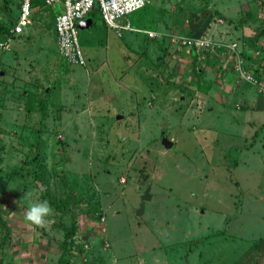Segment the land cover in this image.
Wrapping results in <instances>:
<instances>
[{
    "label": "rangeland",
    "instance_id": "rangeland-1",
    "mask_svg": "<svg viewBox=\"0 0 264 264\" xmlns=\"http://www.w3.org/2000/svg\"><path fill=\"white\" fill-rule=\"evenodd\" d=\"M15 2L0 0L1 19ZM125 18L159 36H117L94 16L77 34L86 63L74 65L33 21L1 51L0 264H264V109L238 102L258 93L236 82L229 52L169 42H235L264 75V0H146ZM217 57L236 94L211 65L201 76ZM41 201L53 209L45 227L25 219Z\"/></svg>",
    "mask_w": 264,
    "mask_h": 264
},
{
    "label": "built area",
    "instance_id": "built-area-1",
    "mask_svg": "<svg viewBox=\"0 0 264 264\" xmlns=\"http://www.w3.org/2000/svg\"><path fill=\"white\" fill-rule=\"evenodd\" d=\"M33 0H20L17 17L10 28V33L20 34L29 23L31 3ZM45 6L55 8L59 5L54 18L52 29L56 39L58 55L67 63L85 65L86 61L79 46L76 27L77 21L86 18L93 8H97L98 16L103 25L113 30L115 35L121 36L123 32L142 33L147 38H155L159 33L155 30L133 26L125 17L126 15L142 9L146 0H41ZM7 37L6 40H8ZM169 42L178 47L216 54L229 52L232 57L231 69L237 81H244L254 87L258 94H264V75L254 76L249 71L235 42H226L222 39H211L202 35H177L169 36ZM229 56V57H230ZM123 182V179H119Z\"/></svg>",
    "mask_w": 264,
    "mask_h": 264
},
{
    "label": "crops",
    "instance_id": "crops-1",
    "mask_svg": "<svg viewBox=\"0 0 264 264\" xmlns=\"http://www.w3.org/2000/svg\"><path fill=\"white\" fill-rule=\"evenodd\" d=\"M15 17H10L9 15H10V8L8 7L9 5H7V7H6V9H7V12L4 14L5 16H7V17H5V20L4 19H1L0 18V22L1 23H5V24H8L10 27H11V25L14 23V21H15V18H16V16H17V14H18V0H16V2H15ZM9 11V12H8ZM56 11H57V8L55 7V8H51V7H40V8H38V7H36V8H33L32 9V12H36V14H37V12H41V15H39V16H36L35 17V19H32V20H30V23L27 25V26H29V25H32V23H33V21H35V22H37V23H43L45 26H46V32H45V34H47V33H50L52 36H53V40H52V45L53 46H51V48H52V51L53 52H57L56 51V39H55V35H54V32H53V27H52V25H53V18H54V15H55V13H56ZM44 13H47L48 14V16H45L44 15ZM32 16H33V14H32ZM207 24L206 23H204V27H206V29L208 30L209 28H207V26H206ZM210 25V24H209ZM26 26V27H27ZM218 26V25H217ZM25 27V28H26ZM218 28H222V26H219ZM209 35V34H208ZM10 38H12V35H10V37H9V39L8 40H6V39H4V38H2V37H0V53H2L1 51H6V50H8L9 48H10V45H9V40H10ZM17 39H19V34H16V40ZM212 39V38H211ZM42 42V41H41ZM227 42H229V41H227ZM45 44H46V42L45 43H43V44H41V45H39L38 46V49L36 50V51H34V54L36 55V54H38V53H41V52H43V50H44V46H45ZM46 49V48H45ZM16 50H19L18 49V47L16 48ZM25 50H27V51H29V48L28 47H26L25 48ZM23 50L22 51H20L19 50V53L20 54H23ZM36 52V53H35ZM225 52V51H224ZM221 52V55L223 54H227V52ZM218 54H220V53H218ZM217 54V55H218ZM35 55H33V61H35ZM231 55V54H230ZM229 55V56H230ZM228 58V57H227ZM225 57H223V58H219V57H217V59H215V63H204L202 66H200L201 68H198V70H199V72H200V74H201V76L203 77L204 76V74H206V71L204 70L206 67H208V66H210L209 67V69H212V71H213V73H214V78H216L217 80L216 81H218V83H217V85L222 89V90H225V92H228V93H232V95L233 94H236L237 92H239V90H238V88H234L233 87V85H231L232 87L231 88H228V86H230V85H228L227 83H226V80H227V74H225V71H226V67H227V65H228V63H224L225 62ZM228 59H230V64H231V61H232V57L230 56ZM51 63V62H50ZM16 64H19V61L17 60V62H16ZM31 64V62H28V63H26V61H25V67H24V69H22V74H20V75H18V74H16L17 72V70H16V67H13L11 70H10V72H11V75L10 76H8L9 77V80H11V82L13 83V82H15V81H17L18 79H22L23 78V74L24 75H26V74H28L29 73V70L28 69H26L29 65ZM231 66V65H230ZM11 68V67H10ZM203 68V69H202ZM228 68V67H227ZM251 69H256V67H255V65H251ZM4 73H5V71L3 70V72L2 71H0V78L2 79L3 78V76H4ZM6 76V75H5ZM213 79V78H212ZM236 82H238V81H236ZM45 91V90H44ZM256 91V90H255ZM222 95H223V92H222ZM239 102V106H240V108H243V107H246V108H249V107H251V108H253V106L252 105H254V107L256 108V109H264V94H258V96L256 97V98H254L253 96H247V95H244V94H242V97L240 98V100L238 101Z\"/></svg>",
    "mask_w": 264,
    "mask_h": 264
},
{
    "label": "clouds",
    "instance_id": "clouds-1",
    "mask_svg": "<svg viewBox=\"0 0 264 264\" xmlns=\"http://www.w3.org/2000/svg\"><path fill=\"white\" fill-rule=\"evenodd\" d=\"M53 209L47 201L31 203L25 212L26 221L38 227H45V217L52 213Z\"/></svg>",
    "mask_w": 264,
    "mask_h": 264
},
{
    "label": "trees",
    "instance_id": "trees-1",
    "mask_svg": "<svg viewBox=\"0 0 264 264\" xmlns=\"http://www.w3.org/2000/svg\"><path fill=\"white\" fill-rule=\"evenodd\" d=\"M19 2H20V0H18V6H19ZM36 7H38V8H40V7H49V6H45L44 4H43V2L41 1V0H33L32 1V3H31V14H32V9L33 8H36ZM144 8V7H143ZM5 9H6V7H5ZM98 15V10H97V8H93L92 10H91V12L89 13V15L88 16H90V17H92V19H93V17L94 16H97ZM31 16V15H30ZM93 24V23H92ZM12 26V25H11ZM10 26L8 25V24H5V23H1L0 22V37H2V38H4V39H7V37H10V35H12L11 33H10ZM264 33V26H262L261 28H260V30L258 31V34H263ZM55 35V34H54ZM191 50V49H190ZM191 51H193V50H191ZM218 53H221V50H219L218 51ZM249 71H251V73L254 75V76H256V77H259L261 74H258L257 72V70L255 69H250L249 68ZM61 215H64V214H66L65 212H62L61 211V213H60ZM66 237H68L69 235H71L73 232H74V228L72 227V226H70L69 228H66Z\"/></svg>",
    "mask_w": 264,
    "mask_h": 264
},
{
    "label": "water",
    "instance_id": "water-1",
    "mask_svg": "<svg viewBox=\"0 0 264 264\" xmlns=\"http://www.w3.org/2000/svg\"><path fill=\"white\" fill-rule=\"evenodd\" d=\"M92 23H93L92 17L87 16L86 18L77 21L76 27L80 30L81 29H87L88 27H90L92 25ZM162 132H163V130H161V133ZM160 143L165 148H169L172 145V142L169 139H167L165 136H161ZM148 189H149V186L147 185L145 187V189L139 195L140 201H139L138 206L135 210L136 214H140L142 212L145 202L149 199Z\"/></svg>",
    "mask_w": 264,
    "mask_h": 264
}]
</instances>
